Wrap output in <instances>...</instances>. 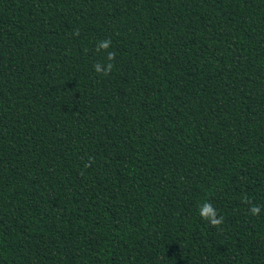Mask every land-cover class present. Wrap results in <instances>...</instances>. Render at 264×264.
I'll return each instance as SVG.
<instances>
[{
  "label": "trees",
  "instance_id": "16d2710c",
  "mask_svg": "<svg viewBox=\"0 0 264 264\" xmlns=\"http://www.w3.org/2000/svg\"><path fill=\"white\" fill-rule=\"evenodd\" d=\"M0 264H264V0H0Z\"/></svg>",
  "mask_w": 264,
  "mask_h": 264
},
{
  "label": "clouds",
  "instance_id": "9594fccd",
  "mask_svg": "<svg viewBox=\"0 0 264 264\" xmlns=\"http://www.w3.org/2000/svg\"><path fill=\"white\" fill-rule=\"evenodd\" d=\"M111 45V39H103L96 44V51L105 54L104 61H99L93 65L94 72L100 76H107L113 69L112 61L115 57V52L107 51ZM248 211L251 215H257L260 213L261 207L259 205H252ZM198 214L201 219L207 221L212 226H218L223 222V217L218 216L217 210L208 202H204L199 206Z\"/></svg>",
  "mask_w": 264,
  "mask_h": 264
}]
</instances>
